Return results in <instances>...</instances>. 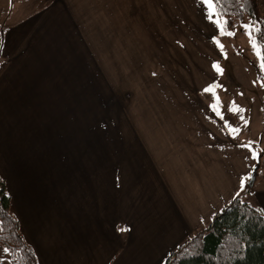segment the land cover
<instances>
[{
	"label": "crops",
	"instance_id": "1",
	"mask_svg": "<svg viewBox=\"0 0 264 264\" xmlns=\"http://www.w3.org/2000/svg\"><path fill=\"white\" fill-rule=\"evenodd\" d=\"M183 1L13 0L10 12L0 17L2 162L11 148L8 132L22 128L26 112L87 111L88 81L81 66L87 65L88 45L80 33L87 31L89 16L99 21L108 15L138 17V27L115 24L112 30L148 32L153 30L151 17L177 15L178 9L182 14ZM170 8L176 11L169 13ZM158 30L167 28L161 25ZM126 61L135 62L116 60ZM218 77L213 61L205 60L200 71L179 74L175 86L161 87L159 100L143 105L148 115L129 119L135 136L127 142L134 151L123 158V167L119 157H113L107 184L100 168L103 152H96V167L86 168L77 186H68L66 199H56V189L51 190V203L38 199L42 189H48L35 182L37 174L49 168L34 166L42 157V131L34 132L37 145L27 148L33 162L20 165L13 184L6 162L4 168L0 162L11 211L39 264H163L239 192L264 215V154L253 186L244 180L256 161L253 152L264 147V118L252 136L251 120L235 126L238 135H230L223 127L230 111L220 107L221 120L202 98ZM249 142L251 148L242 146Z\"/></svg>",
	"mask_w": 264,
	"mask_h": 264
},
{
	"label": "rangeland",
	"instance_id": "2",
	"mask_svg": "<svg viewBox=\"0 0 264 264\" xmlns=\"http://www.w3.org/2000/svg\"><path fill=\"white\" fill-rule=\"evenodd\" d=\"M263 2L257 0L259 15L263 13ZM12 4L13 0H0L1 18L10 12ZM183 4L182 14L178 9L177 15L151 17L153 30L148 32L113 31L115 24H120L118 28L121 29L138 27V17L108 15L101 21L96 16L88 17L87 31L80 33L88 45V62L81 66L86 69L88 81L87 111L23 114L22 128L18 132H13L14 129L8 132L11 148L2 155L3 162L0 156L2 168L5 162L8 166L10 184H13L16 170L21 171V166L27 167L33 162L27 148L34 145L35 131H42L45 137L42 157L40 160L34 158V166L51 170L47 168L36 176L35 182H39L41 188L48 185L38 199L51 203L52 189H56V199H66L68 186H77L84 170L96 167V152H103L100 168L105 174L104 184L109 183L110 176L106 172L111 168L113 157H119L123 167L126 163L123 158L134 151V145L129 147L127 142L130 136H135L129 119L143 120L147 114L143 105L158 101L161 87L165 90L175 86L174 78L179 74L188 76L192 71H200L205 60L219 64L223 70L222 73L215 70L219 77L213 83L220 85L216 88L220 107L229 110L234 101L244 110L242 113L229 110L231 116L227 122L241 127L245 120H251L249 134L253 135L257 123L264 118V87L259 76L260 59L242 27L248 24L247 19L235 23L234 36L221 35L214 23L216 17L208 18L209 10L204 0H184ZM175 11V8L168 9L169 13ZM101 23L105 31L100 30ZM159 25L166 26L167 30H158ZM119 52L123 56L118 57ZM117 59L135 62L117 63ZM202 98L210 104L215 102L212 93L205 92ZM3 141L0 125V142ZM49 213L51 216V211ZM3 249L5 247L0 245V264H10L8 253Z\"/></svg>",
	"mask_w": 264,
	"mask_h": 264
},
{
	"label": "trees",
	"instance_id": "3",
	"mask_svg": "<svg viewBox=\"0 0 264 264\" xmlns=\"http://www.w3.org/2000/svg\"><path fill=\"white\" fill-rule=\"evenodd\" d=\"M220 10L222 18L229 22L228 31L234 32L235 23L246 18L264 54V40L255 31L264 29V2L262 15L257 0H220ZM259 76L264 77V70ZM263 151L264 147L260 148L254 164L257 170ZM0 245L8 249L10 264H39L20 232L18 218L11 211V199L1 175ZM163 264H264V215L239 192L212 215L206 226L179 244Z\"/></svg>",
	"mask_w": 264,
	"mask_h": 264
},
{
	"label": "snow or ice",
	"instance_id": "4",
	"mask_svg": "<svg viewBox=\"0 0 264 264\" xmlns=\"http://www.w3.org/2000/svg\"><path fill=\"white\" fill-rule=\"evenodd\" d=\"M204 3L207 4L208 10H209V19H212L213 16L216 17V19L214 20V23L218 26L220 34L221 35H228V36H234L235 33L232 31H228L227 30V25H228V21L224 20L222 18L223 13L220 10V0H204ZM242 27H244V29L246 30V34L249 36L250 38V43L251 46L253 47L255 54L259 57L260 59V69L264 70V54H262L261 50H260V46L256 40V38L253 36L252 32H253V26L251 24H245ZM256 32L260 33V38L262 40H264V29H255ZM217 44H219V46L221 47V49L223 50V45L220 44V42L217 40ZM213 67L215 68V70L218 73H222V69L220 68L219 64H214ZM261 86L264 87V77L261 78ZM220 87V85L217 84H213L210 85L209 87L205 88L204 91L206 93H212L214 96V100L215 102L211 105L212 110L214 112H216L217 116L220 117L221 120H224V116L223 113L220 111V101H219V97L216 96V88ZM230 111L232 112H236V113H242L244 110L242 108H240L239 106H237L235 104V102H232V105L230 106ZM241 119H243V117L241 116ZM245 124H247V120L244 121ZM224 128H226L229 132L230 135L236 136L239 134L240 132V128L238 127H233L231 124H229L227 121L224 122L223 125ZM251 144L252 142H249L248 144L242 145L244 147H248L251 148ZM259 154L257 152H253V158H258ZM244 180H247L249 182H251V177L250 176H246L244 177ZM243 184V181H242ZM124 231L128 230V229H122ZM3 251L7 252L8 249H3Z\"/></svg>",
	"mask_w": 264,
	"mask_h": 264
},
{
	"label": "water",
	"instance_id": "5",
	"mask_svg": "<svg viewBox=\"0 0 264 264\" xmlns=\"http://www.w3.org/2000/svg\"><path fill=\"white\" fill-rule=\"evenodd\" d=\"M256 161H257V159H256ZM256 172H257V169H256V166L254 165V166L252 167V171H251V174H250L251 182L247 181V183H246V185H247L248 187H252V186H253V184H254V182H255V178H256Z\"/></svg>",
	"mask_w": 264,
	"mask_h": 264
}]
</instances>
